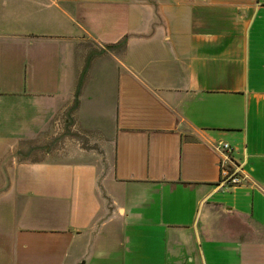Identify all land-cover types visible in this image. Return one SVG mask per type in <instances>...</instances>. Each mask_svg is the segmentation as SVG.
Segmentation results:
<instances>
[{"label":"crops","instance_id":"crops-1","mask_svg":"<svg viewBox=\"0 0 264 264\" xmlns=\"http://www.w3.org/2000/svg\"><path fill=\"white\" fill-rule=\"evenodd\" d=\"M0 153V264H264V0H0Z\"/></svg>","mask_w":264,"mask_h":264},{"label":"rangeland","instance_id":"rangeland-1","mask_svg":"<svg viewBox=\"0 0 264 264\" xmlns=\"http://www.w3.org/2000/svg\"><path fill=\"white\" fill-rule=\"evenodd\" d=\"M99 119H97L98 121ZM100 122L105 126L106 132L109 130V120L101 119ZM96 133L91 127L78 128L72 123H68L67 125H63V129L59 132H56L55 135L42 147L45 145L47 149H43L42 147L31 148L33 154H23L20 153V156H28V158H33L34 156H38L39 153H43L45 151H55L59 152V154H68L71 152L70 149L74 147H79L83 149L85 152H89L93 154V159L100 163V173L105 174L109 170V166L111 165V146L108 142V136L105 135V138L102 141L95 140ZM107 137V139H106ZM2 153H0L1 156ZM6 156L7 153H4ZM18 156V155H17Z\"/></svg>","mask_w":264,"mask_h":264},{"label":"built area","instance_id":"built-area-1","mask_svg":"<svg viewBox=\"0 0 264 264\" xmlns=\"http://www.w3.org/2000/svg\"><path fill=\"white\" fill-rule=\"evenodd\" d=\"M213 148L218 152V184L235 185L240 184L244 175L239 161L232 160L230 148L224 141L216 142Z\"/></svg>","mask_w":264,"mask_h":264}]
</instances>
